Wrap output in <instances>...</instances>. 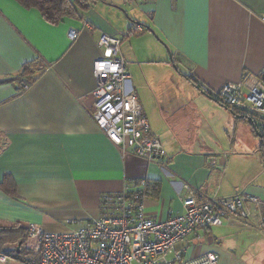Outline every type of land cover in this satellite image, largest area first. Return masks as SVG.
<instances>
[{
  "label": "crops",
  "instance_id": "obj_1",
  "mask_svg": "<svg viewBox=\"0 0 264 264\" xmlns=\"http://www.w3.org/2000/svg\"><path fill=\"white\" fill-rule=\"evenodd\" d=\"M88 1L82 19L52 25L35 9L0 0V81L26 63L47 66L25 90L0 82V225L72 230L99 215L101 193L125 184L132 192V183L144 178L158 183L144 202L156 219L182 212L188 192H246L264 201L259 156L226 155L221 144L199 136L195 124L201 105L227 110L213 99L225 83L264 66V0H133L127 1L131 14L113 0ZM71 29L78 31L74 40L67 36ZM101 33L120 38L125 85L136 93L164 149L161 158L121 152L91 117L92 63L102 56ZM249 210L246 219L228 216L196 230L178 240L175 251L184 259L213 252L220 264H264V206ZM20 235L0 240V255L6 256L0 264H29L13 255L22 237L25 249L26 231Z\"/></svg>",
  "mask_w": 264,
  "mask_h": 264
},
{
  "label": "built area",
  "instance_id": "obj_2",
  "mask_svg": "<svg viewBox=\"0 0 264 264\" xmlns=\"http://www.w3.org/2000/svg\"><path fill=\"white\" fill-rule=\"evenodd\" d=\"M132 29L141 27L134 25ZM77 35L76 29L67 34L69 40ZM97 45L102 56L92 63L95 87L91 117L95 125L121 152L129 148L149 160L163 157L164 149L151 133L136 93L125 85L129 75L119 55L120 38L101 33ZM28 87L23 84L24 90ZM214 96L246 116L264 135V66L258 74L244 71L238 81L225 83ZM132 184L136 187L132 192L125 184L120 191L101 193L99 215L72 230L47 232L29 223L25 249L38 256V264H220L213 252L184 259L175 251V243L198 229L220 225L228 216L246 219L251 215L250 207L264 206L261 198L246 192L228 197H199L188 192L181 200L182 212L156 219L144 206L148 195L156 192V185L145 178ZM259 227L264 228L262 215ZM5 261L1 254L0 262Z\"/></svg>",
  "mask_w": 264,
  "mask_h": 264
},
{
  "label": "trees",
  "instance_id": "obj_3",
  "mask_svg": "<svg viewBox=\"0 0 264 264\" xmlns=\"http://www.w3.org/2000/svg\"><path fill=\"white\" fill-rule=\"evenodd\" d=\"M15 1L26 9L37 10L40 13L41 17L43 18V20L52 25L59 24L60 22H62L64 18L80 20L82 19L83 13L89 7L88 0H15ZM42 68L46 69V66L41 64L39 61L26 63L23 65L22 69L16 76H14L13 78L2 79V81L0 82L10 81L14 83L20 91L23 90V84L31 85L35 81V79L38 76V72H40V69L42 70ZM187 78L190 79V81L193 84L197 85L196 81L192 77H187ZM213 99L216 100L219 104H221L215 97ZM221 105L226 107V109L229 110L230 113L234 116L235 123L238 122L248 123L251 129L259 136V143L256 151L258 153L261 162L264 164V135L259 133L254 128L253 124L251 123L250 120L246 118V116L230 110L227 106L223 104ZM153 183L156 185V189H158V183L155 181H153ZM3 185L4 188H6L7 190L9 187V181L4 180ZM25 231H27V226L22 227L15 225H0V240H4V238L10 236L14 232L19 233L21 234L20 236H22L23 232L25 233ZM20 236L19 238H21ZM19 241L23 243V237ZM19 241H17V243ZM21 245L19 247V250L17 251L16 250L17 244H16V247L14 248L13 251L14 257L29 264H38V256L32 255V253H30L27 249H21Z\"/></svg>",
  "mask_w": 264,
  "mask_h": 264
},
{
  "label": "rangeland",
  "instance_id": "obj_4",
  "mask_svg": "<svg viewBox=\"0 0 264 264\" xmlns=\"http://www.w3.org/2000/svg\"><path fill=\"white\" fill-rule=\"evenodd\" d=\"M113 1L114 4L129 11V6L126 0ZM118 11V13H122L120 10ZM130 12L131 10L129 13ZM125 18L126 17L122 18L123 21H125ZM120 21L121 19L118 20V22ZM213 109H218V111L213 113ZM197 114L198 118L195 117V124L198 125V134L203 139H208L209 143L221 144L222 147L220 150L226 155L258 158L256 149L259 143V136L251 129L248 123L238 122L235 126V118L230 111L225 110L218 105L210 108L201 105ZM198 120H200V123H198ZM66 231L57 230L53 232L61 233Z\"/></svg>",
  "mask_w": 264,
  "mask_h": 264
},
{
  "label": "water",
  "instance_id": "obj_5",
  "mask_svg": "<svg viewBox=\"0 0 264 264\" xmlns=\"http://www.w3.org/2000/svg\"><path fill=\"white\" fill-rule=\"evenodd\" d=\"M169 58L171 59V56L169 55ZM21 241H19L18 243H17V247H16V250L18 251L19 250V247H20V245H21Z\"/></svg>",
  "mask_w": 264,
  "mask_h": 264
}]
</instances>
